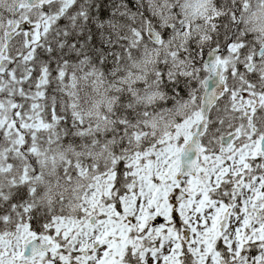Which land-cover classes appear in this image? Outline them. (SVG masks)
Instances as JSON below:
<instances>
[{
    "label": "snow or ice",
    "instance_id": "6c2138e0",
    "mask_svg": "<svg viewBox=\"0 0 264 264\" xmlns=\"http://www.w3.org/2000/svg\"><path fill=\"white\" fill-rule=\"evenodd\" d=\"M0 264H264V0H0Z\"/></svg>",
    "mask_w": 264,
    "mask_h": 264
}]
</instances>
